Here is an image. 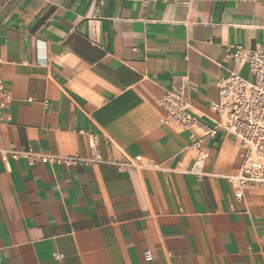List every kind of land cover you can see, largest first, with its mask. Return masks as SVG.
<instances>
[{
  "label": "crops",
  "instance_id": "1",
  "mask_svg": "<svg viewBox=\"0 0 264 264\" xmlns=\"http://www.w3.org/2000/svg\"><path fill=\"white\" fill-rule=\"evenodd\" d=\"M234 45L264 49L263 0H0V151L87 157L97 134L102 155L0 154V264H264V191L226 180L239 142L204 137L198 179L189 131L156 102L180 93L212 125L219 76L249 72Z\"/></svg>",
  "mask_w": 264,
  "mask_h": 264
},
{
  "label": "built area",
  "instance_id": "2",
  "mask_svg": "<svg viewBox=\"0 0 264 264\" xmlns=\"http://www.w3.org/2000/svg\"><path fill=\"white\" fill-rule=\"evenodd\" d=\"M230 56L238 66L247 67L253 75V80L244 79L236 70L224 69L216 82L218 98L209 103V107L217 116L212 125L202 123L192 115L180 93L165 91L156 102L163 111L164 123H174L189 131L188 147L195 152L190 172L198 179L205 175L204 164L208 156L202 146L204 137L224 131L239 142V168L236 173L226 176V180L234 188V196L239 199L245 189L259 186L264 191V49L248 50L234 45ZM10 100L9 90L0 81V112L8 106ZM98 138L97 134L90 135V155L87 157L78 154L58 156L16 147L3 149L0 154L5 163L8 158H22L29 165H89L102 160ZM118 166L124 167L125 164L118 163ZM149 258V253H146V259Z\"/></svg>",
  "mask_w": 264,
  "mask_h": 264
},
{
  "label": "rangeland",
  "instance_id": "3",
  "mask_svg": "<svg viewBox=\"0 0 264 264\" xmlns=\"http://www.w3.org/2000/svg\"><path fill=\"white\" fill-rule=\"evenodd\" d=\"M242 77L248 81H252L253 80V75L250 72H245L243 73Z\"/></svg>",
  "mask_w": 264,
  "mask_h": 264
}]
</instances>
